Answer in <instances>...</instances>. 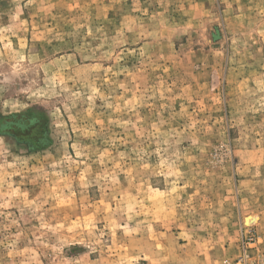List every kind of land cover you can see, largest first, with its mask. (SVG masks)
<instances>
[{
  "label": "rangeland",
  "instance_id": "obj_1",
  "mask_svg": "<svg viewBox=\"0 0 264 264\" xmlns=\"http://www.w3.org/2000/svg\"><path fill=\"white\" fill-rule=\"evenodd\" d=\"M244 246L264 264V0H0V264Z\"/></svg>",
  "mask_w": 264,
  "mask_h": 264
},
{
  "label": "built area",
  "instance_id": "obj_2",
  "mask_svg": "<svg viewBox=\"0 0 264 264\" xmlns=\"http://www.w3.org/2000/svg\"><path fill=\"white\" fill-rule=\"evenodd\" d=\"M250 259L251 258L249 256V253H247L246 248L244 246V251L239 256H237L235 259H233L232 261H229L227 264H255V263H252Z\"/></svg>",
  "mask_w": 264,
  "mask_h": 264
},
{
  "label": "bare ground",
  "instance_id": "obj_3",
  "mask_svg": "<svg viewBox=\"0 0 264 264\" xmlns=\"http://www.w3.org/2000/svg\"><path fill=\"white\" fill-rule=\"evenodd\" d=\"M245 221L248 223V222H252L253 221V218H251V217H247V218H245Z\"/></svg>",
  "mask_w": 264,
  "mask_h": 264
}]
</instances>
